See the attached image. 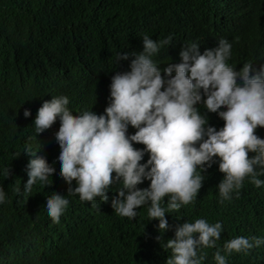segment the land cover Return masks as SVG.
I'll use <instances>...</instances> for the list:
<instances>
[{"label":"trees","instance_id":"obj_1","mask_svg":"<svg viewBox=\"0 0 264 264\" xmlns=\"http://www.w3.org/2000/svg\"><path fill=\"white\" fill-rule=\"evenodd\" d=\"M144 35L172 37L153 56L161 69L180 62L185 45L196 42L203 53L221 38L232 45L226 63L236 71L246 62L258 69L264 64V0H0V188L6 194L0 204V264H165L171 250L163 245L174 238L175 225L198 218L222 224L216 246L198 251L201 264H216L213 255L217 248L224 254L228 239L264 236V185L255 187L245 178L231 199L219 203L223 173L217 163L202 173V187L191 203L165 214L171 227L162 234L155 227L158 221H149L148 205L139 206L132 220L114 212L111 198L118 185L109 190L108 201H82L54 174L47 186L34 184L27 197L17 194L28 179L26 143L50 164L59 154V119L35 133L33 122L43 101L64 95L73 116L84 110L103 113L111 77L130 70ZM118 52L128 53V59L116 61ZM197 107L210 125L223 126L217 113L203 104ZM25 108L31 111L27 118ZM135 131L129 126V133ZM254 131L264 138V127ZM147 159L145 154L141 162ZM53 167L58 173L59 164ZM149 184L146 179L137 186ZM55 191L69 201L58 223L44 210ZM226 264H264V245L247 254H228Z\"/></svg>","mask_w":264,"mask_h":264},{"label":"clouds","instance_id":"obj_2","mask_svg":"<svg viewBox=\"0 0 264 264\" xmlns=\"http://www.w3.org/2000/svg\"><path fill=\"white\" fill-rule=\"evenodd\" d=\"M171 40V36L162 40L142 37L143 49L132 54L130 70L111 77L109 103L103 113L84 110L73 116L64 95L43 101L33 122L35 133L44 132L59 119L55 132L59 154L50 164L26 143L28 179L22 193L16 189L18 195L27 197L37 182L47 186L54 174L68 184V193L78 194L82 201L96 197L108 201L109 190L118 185L111 198L114 212L132 220L139 206L148 205L149 221L156 219L155 227L162 234L171 227L165 214L194 200L204 181L202 173L213 163L223 173L217 184L219 203L231 199L245 178L255 187L264 185L258 178L264 175V138L254 131L264 127V64L256 69L246 62L236 71L226 63L232 45L221 38L216 47L203 53L196 42L185 45L179 52L180 62L161 69L153 56ZM128 56L118 52L116 61ZM200 104L217 113L223 126L210 125L198 110ZM23 114L29 117L30 109L25 108ZM129 126L136 129L134 134L128 132ZM133 142L144 147L136 148ZM145 154L148 159L142 163ZM5 174L9 176L10 169ZM146 179L148 187L139 188ZM165 196L166 207L162 206ZM5 199L0 188V204ZM68 203L55 191L44 201V210L58 223ZM221 232V222L210 224L203 218L176 224L174 238L163 245L171 250L165 264H201L203 253L198 256V251L216 246ZM261 245L264 236L251 240L236 236L223 243V255L217 248L213 259L226 264V255L247 254Z\"/></svg>","mask_w":264,"mask_h":264}]
</instances>
